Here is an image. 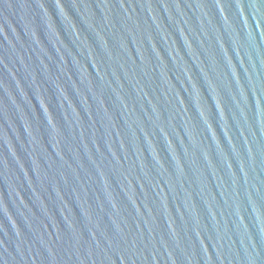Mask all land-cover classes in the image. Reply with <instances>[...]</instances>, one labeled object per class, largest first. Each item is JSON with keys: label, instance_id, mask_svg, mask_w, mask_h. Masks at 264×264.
I'll list each match as a JSON object with an SVG mask.
<instances>
[{"label": "water", "instance_id": "95a60500", "mask_svg": "<svg viewBox=\"0 0 264 264\" xmlns=\"http://www.w3.org/2000/svg\"><path fill=\"white\" fill-rule=\"evenodd\" d=\"M0 264H264V0H0Z\"/></svg>", "mask_w": 264, "mask_h": 264}]
</instances>
